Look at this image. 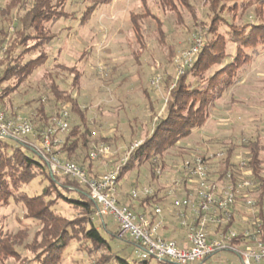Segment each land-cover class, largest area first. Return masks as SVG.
<instances>
[{
  "label": "rangeland",
  "instance_id": "obj_1",
  "mask_svg": "<svg viewBox=\"0 0 264 264\" xmlns=\"http://www.w3.org/2000/svg\"><path fill=\"white\" fill-rule=\"evenodd\" d=\"M101 1L100 9L85 26L80 25V18L87 4L82 0H72V3L67 5V11L74 12L76 18L61 20L53 26L57 37L46 49L49 55L48 61L43 66L34 69L26 81L3 101V110L10 118L22 117L29 119L33 124L35 116L32 112L36 107L33 101L45 92L46 85L49 86L50 75L51 80L59 85L60 90H66L72 94L80 107L86 108L87 120L96 125L93 128L97 127L100 134L111 138V141L104 143L109 146L110 155L107 158L101 157L93 160L94 172L99 175L122 165L131 148L142 142L146 134L151 132L155 123L151 106L159 114L164 111L168 98L164 81L167 76L177 77L179 60L192 46L194 36H199V33L207 34L216 27H223V30H227L224 24L218 23L222 22L221 17L218 16L221 13L219 9L217 15L206 14L207 11L203 9L206 0H190L200 15L201 20L197 23L178 2H176L179 8L177 14L170 9H162L160 0ZM6 3V0H0V8ZM145 6L148 11L145 10ZM149 12L153 17L145 19L144 22L147 49L142 52L139 63H137L132 55L138 46L131 16ZM243 12L241 10L225 12L223 18L240 25L264 22V7L260 9L253 7ZM153 18H157L163 25L166 39L164 45L159 40L157 21ZM213 19L216 21L211 25ZM35 42H29L28 46H33ZM34 49H36L35 46L27 54L25 61L36 57L38 53ZM232 50L234 51L230 47L229 51L233 52ZM57 65L67 68L78 66L79 71L83 73L79 84L72 88V75L68 71L58 69ZM115 67H118V70L113 73ZM239 76L240 81L226 92L211 109L207 124L165 154L167 168L163 172H157L158 177H152L148 166L138 171L135 170L125 177L119 186V202L122 205L128 208L130 205L135 206L134 199L128 195V200L125 196L133 189L150 188L154 192L162 189L160 194L165 196V202L171 200L173 202L175 197L182 199L186 195L184 190H179V188L175 190L176 196L169 195L168 192L172 188L173 181L182 180L183 162L195 156L221 152L224 149V142L239 144L260 135L264 143V51L252 63L246 65L240 71ZM157 79H160V82L153 84ZM16 86L17 80L12 79L1 84L0 88H16ZM148 96H150L151 103H149ZM43 102L49 109L52 103L50 97ZM63 106L64 110H68L70 114V105ZM76 119L71 116L70 128L75 123H79ZM98 131L95 137L98 136ZM19 141L27 145L34 143L32 136ZM246 153L244 149L238 150L234 161L239 162ZM80 154L73 160L77 165L85 166L87 169L90 162H85L84 155ZM221 160L217 158L210 162L213 172L222 169ZM52 176L60 183L66 182L62 174ZM212 177L217 178L215 175ZM47 184L49 183L46 180H35L29 186L22 187L20 191L21 193L27 192L30 196L40 194ZM47 201L49 206H52L53 210L67 223L76 224L79 230L86 226L88 217L82 208L69 203L58 192L52 191ZM99 211L90 220L99 228L103 225L108 226L110 234L104 230L103 235L120 252V256L129 261L140 260L135 255V246L127 245L128 236L124 239L112 237L118 231L116 220L109 215H99ZM169 211L172 212L173 209ZM24 214V206L14 198L9 199L8 202L0 205V229L13 234L27 229L29 231L28 243L32 242L34 236L36 237L41 225L33 219H27ZM236 218L240 223L238 231L245 230L248 226L249 215L239 214ZM18 251L22 255L20 260L10 259L6 264H28V260L34 256L24 247H20ZM102 252L97 251L92 243L81 235L80 239L74 241L68 248L60 264H92L97 262L101 256L108 254ZM149 262L150 264H163L154 257H150ZM203 264H243V262L237 253L227 250L218 252Z\"/></svg>",
  "mask_w": 264,
  "mask_h": 264
},
{
  "label": "trees",
  "instance_id": "obj_2",
  "mask_svg": "<svg viewBox=\"0 0 264 264\" xmlns=\"http://www.w3.org/2000/svg\"><path fill=\"white\" fill-rule=\"evenodd\" d=\"M6 1L5 6L0 8V85L16 79L17 86L16 88H0V106L2 109L6 97L26 81L34 69L43 66L48 61L49 55L46 49L57 37L53 31V26L61 20L76 18L74 12L67 11V5L71 4L72 0ZM82 2L87 5L80 18V25L85 26L90 22L95 12L100 9L102 1L82 0ZM176 2L188 11L192 20L196 21L195 23L201 20L198 11L190 0L159 1L162 9H170L178 14L179 8ZM253 7L259 9L264 7V0H206L204 2L203 9L207 11L206 14L214 13L217 15L219 9L221 13L218 16L221 17L222 22L218 23L224 24L227 30H223V27H216L208 31L207 34L199 33L203 46L192 68H186L184 73L177 77L167 76L164 81L165 90L168 92L165 109L159 114L151 106L155 118L153 129L146 134L141 144L131 151L127 163L121 166L118 177L119 186L128 174L135 170L138 171L144 166L149 167L153 178L158 177L157 170L163 172L167 168L164 159L165 154L207 124L211 109L216 102L222 99L224 94L240 81V71L264 51V22L240 25L228 22L223 18L225 12L241 10L244 13L243 11ZM145 8L147 10V6ZM150 17H153L150 12L132 14L131 16L135 41L138 46L132 55L137 63H139L142 52L147 49L144 22ZM153 19L157 21L159 40L164 45L166 39L163 25L157 18ZM215 21L213 19L211 25L215 24ZM31 41L36 42L33 46H28ZM34 46L36 47L34 50L38 54L36 57L25 61V57ZM230 47L234 49L233 52L229 51ZM56 67L70 72L72 88L78 85L83 77V73L79 71L76 65L70 68L61 65ZM117 70L118 67H115L113 73H116ZM49 78V86L46 85L45 92L33 101L36 104L32 112L35 116L34 120L32 119L34 133L40 137V133L51 126L52 119L60 116L64 110L63 105H70V118L71 116L77 118L79 123H75L70 128L65 137L62 151L66 159L73 163H75L73 159L79 157V153H81L80 155L83 154L84 161L90 163L87 169L85 166L80 167L92 177L95 172L92 166L94 161L90 158V154L100 144L111 141V138L100 134L97 127L93 128L96 125L87 120L86 108L80 107L72 94L66 90H60L59 85L51 80L50 75ZM49 97L52 103L47 109L43 101ZM147 98L151 103L150 96ZM96 131H98L97 137H95ZM223 146L226 158L222 161L223 170L218 173L220 179H225L227 173L230 172L234 183L237 182L238 173L232 162L233 157L240 149L248 152L245 155L247 168L252 171V179L260 184L257 198L259 214L256 219L259 220L262 228L260 229L257 223H249V226H251L250 230L258 238V241L264 243V143L262 137L257 135L239 144L224 142ZM63 177L66 180L63 183L54 178L49 171L48 164L27 144L13 139L0 140V205L14 198L24 206L25 217L33 219L41 225L36 237L34 236L32 242L28 243L29 231L27 229L20 230L17 234L0 229L1 264H6L10 259L20 260L22 257L18 251L20 247H24L25 250L34 255L28 260V264H60L67 254L68 248L74 241L79 240L81 235L92 243L97 251L101 250L109 254L101 256L97 262L92 264H150L149 259L129 261V259L120 256V252L103 235L104 230L110 234L108 226L103 225L99 228L90 220L98 214L100 206L91 198L88 189L79 185L77 180L71 176L64 175ZM35 180H46L49 184L43 187L40 194L30 196L27 192L21 193L22 187L29 186ZM52 191L58 192L66 201L82 208L88 217L84 228L79 230L80 228L76 224L67 223L53 210L52 206H49L47 197L51 195ZM161 191L162 189L157 190L152 196L133 200V202L138 203V208L143 209L141 213H152L155 206H161L162 202L165 201V196L160 194ZM128 195L125 196L128 198ZM129 207L135 213L138 212L133 205ZM233 210L237 213L235 208ZM233 216L230 217L228 224L219 227L217 232H222L225 235L232 228H237ZM112 237L118 239L117 231ZM243 240L244 235L239 234L233 238L231 244L238 247L242 245ZM128 244L135 246L130 238ZM227 250L234 252L231 249L224 251ZM210 257L196 264H203ZM159 262L176 264L168 260Z\"/></svg>",
  "mask_w": 264,
  "mask_h": 264
},
{
  "label": "built area",
  "instance_id": "obj_3",
  "mask_svg": "<svg viewBox=\"0 0 264 264\" xmlns=\"http://www.w3.org/2000/svg\"><path fill=\"white\" fill-rule=\"evenodd\" d=\"M202 46V39L194 36L192 46L179 60L177 76L182 75L186 68H192ZM159 82L160 79H157L153 84ZM69 121L68 110H63L60 116L52 119L51 126L38 137L29 119L10 118L0 106V140H25L32 136L34 143L28 146L48 164L51 175L71 176L79 185L87 188L91 198L100 206L99 215H109L116 220L117 237L124 239L128 236L135 243V255L141 260L154 257L159 261L168 260L176 264H196L218 252L231 249L238 253L243 264H264V243L258 241L249 226V222L257 223L258 227L262 228L259 220L256 219L259 214L257 198L260 184L252 179V171L247 168L245 156L239 162L234 161L235 155L233 157L232 162L238 173L236 183L233 182L230 172L225 179H220L218 172L223 170V166L218 172L211 170L212 160L221 158L223 161L226 158L225 149L210 155L208 153V155L195 156L183 162L184 176L182 180L173 181L172 188L168 192L169 195L176 196L175 190L179 188L186 194L184 198L175 197L173 201L174 207L182 210L178 217L181 219V227L186 230L189 242L186 248H182L177 242L160 235L164 212L162 206H155L152 213H135L119 202L118 177L121 166L127 163L131 151L141 142L131 148L122 165L90 177L85 169L68 161L62 151L65 137L70 131ZM109 155L110 148L103 143L91 152L90 158L95 161L101 157L107 158ZM157 172L161 171L157 170ZM212 175L217 178L214 179ZM153 194V189L144 188L133 189L129 195L132 199L138 200ZM239 214L249 215V227L240 232L238 231L240 223L236 220ZM231 216L234 217L237 228H232L225 235L217 232L219 227L228 224ZM211 228L215 231L213 237L209 236ZM239 234L244 235L242 248L231 244L233 238Z\"/></svg>",
  "mask_w": 264,
  "mask_h": 264
},
{
  "label": "crops",
  "instance_id": "obj_4",
  "mask_svg": "<svg viewBox=\"0 0 264 264\" xmlns=\"http://www.w3.org/2000/svg\"><path fill=\"white\" fill-rule=\"evenodd\" d=\"M134 205V208H136L139 213L143 211V209L138 208V203H135ZM161 206L166 210L163 209L165 214L162 218V227L160 230V235L165 239L177 242L179 247L186 248L189 245L187 233L186 230L181 227V219L180 217H178L179 213L182 210L175 208L172 200L169 202L163 201ZM170 209H173V211L170 212ZM186 212L188 213V210H186ZM214 232L215 231L211 228L209 230V236L213 237ZM242 246H240L239 248H241Z\"/></svg>",
  "mask_w": 264,
  "mask_h": 264
}]
</instances>
